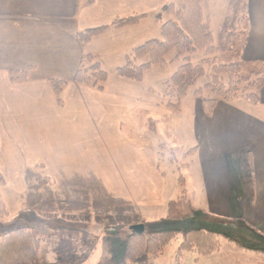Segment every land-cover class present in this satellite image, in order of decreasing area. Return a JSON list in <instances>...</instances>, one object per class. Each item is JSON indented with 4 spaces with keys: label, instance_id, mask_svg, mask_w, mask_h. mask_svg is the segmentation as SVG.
Listing matches in <instances>:
<instances>
[{
    "label": "crops",
    "instance_id": "0c3cea01",
    "mask_svg": "<svg viewBox=\"0 0 264 264\" xmlns=\"http://www.w3.org/2000/svg\"><path fill=\"white\" fill-rule=\"evenodd\" d=\"M173 1L0 0V176L6 208L18 213L32 207L28 199L35 197L41 206L35 211L46 216L103 218L102 225H90L87 240L96 235L93 243L57 235L44 239L39 264H97L103 229L114 224L110 211L133 210L137 222L131 226L161 218L159 212L181 196L264 232V87L258 103L220 101L207 116L195 92L188 91L175 112L168 102L147 103L74 81L88 54L102 64L110 52L109 62L120 67L152 38L138 30L148 13ZM243 3L249 29L243 58L264 62V0ZM134 14L146 17L109 28L88 43L79 40L83 30ZM107 34L114 41H103ZM16 72L25 78L13 80ZM174 162L184 168L179 166L178 183L169 185L167 164ZM164 252L147 264H174Z\"/></svg>",
    "mask_w": 264,
    "mask_h": 264
},
{
    "label": "trees",
    "instance_id": "16d2710c",
    "mask_svg": "<svg viewBox=\"0 0 264 264\" xmlns=\"http://www.w3.org/2000/svg\"><path fill=\"white\" fill-rule=\"evenodd\" d=\"M92 3L93 0H83ZM179 3L180 6H176ZM168 20L162 23L161 38L150 39L127 55L126 62L117 68L121 78L140 81L144 70L168 65L167 55L173 51L182 63L172 77L164 82V95L168 106L175 112L180 110L181 99L198 79L207 77L204 86L195 90L202 101L204 113L211 116L217 103L244 99L258 103L264 87V62L219 59L218 47L214 44L211 18L204 11L203 0H175L164 7ZM145 14H134L117 18L108 25L89 28L79 33L82 43L90 42L96 35L109 28L118 29L134 25L145 18ZM236 33L239 42L232 55L240 57L248 36V21ZM204 50L206 57L198 64L191 56ZM227 58V57H226ZM85 62H87L85 64ZM211 66V70L205 67ZM228 75L225 85L223 76ZM25 78V72H16L13 80ZM107 73L95 57L88 54L76 71V83L102 89ZM62 81L54 84L61 86ZM7 216L5 204L0 196V217ZM145 233L133 234L122 225H110L101 235L102 253L97 264H142L157 258L178 234L181 242L177 249L176 264H182L187 254L195 260L209 255L221 247V239L234 243L239 248L264 256V232L249 225L241 217L225 218L195 207L190 199L181 196L168 206V215L146 221ZM89 234L84 223L70 221L61 216L47 217L37 211L25 210L5 220L0 219V264H37L38 250L45 236L73 233Z\"/></svg>",
    "mask_w": 264,
    "mask_h": 264
},
{
    "label": "rangeland",
    "instance_id": "374dc122",
    "mask_svg": "<svg viewBox=\"0 0 264 264\" xmlns=\"http://www.w3.org/2000/svg\"><path fill=\"white\" fill-rule=\"evenodd\" d=\"M244 0H203V8L207 14L210 15L211 18V29L213 32V36H215L214 44L219 48L216 56L221 59H228L231 61H236V59H240L241 61H245L243 58L244 51L242 52V55L240 57H237V55H232V50L235 46L239 44L236 40V33L243 28V24L246 23L244 18V13H246V7L243 3ZM176 6H180L179 3H176ZM149 19L145 21L144 23H141L138 27V30L140 33H148V35L152 38L150 39H160L161 38V26L162 23L167 21L168 15L167 13L162 9H156L152 10L149 13ZM145 24V25H144ZM103 37V41H114L112 35H101ZM148 36V37H149ZM112 38V39H111ZM116 41V40H115ZM120 42L113 44L116 45ZM117 48V47H116ZM110 51V50H108ZM107 54V55H106ZM105 55L102 56V69L107 73L106 80L102 83L103 87L106 88L109 91L118 92L123 95H127L129 97H135L139 98L144 102L154 101V100H160L164 101L165 103L168 102V98L164 95V82L169 80L174 72L177 70V68L182 63V57L177 58V53L175 51L169 53L167 55V61L168 65L164 68L161 67H151L146 70H144L143 77L140 81L137 80H131V79H125L121 78L119 79V76L117 75V66L115 67L110 61V52H106ZM206 57L204 50H198L191 56V62L193 64H198L200 61H202ZM227 57V58H226ZM96 62L98 60L95 59ZM87 62H85L86 64ZM125 64L122 63L120 67H122ZM206 72L211 70V66L205 67ZM207 81V77H201L198 79L196 84L192 87H190V92H195V90L199 87L204 86V84ZM223 81L225 85L228 83V75L223 76ZM124 82V83H123ZM160 95V97H159ZM159 98V99H158ZM151 129V127H149ZM182 157V156H181ZM172 156L171 154H168L165 158V162L170 163ZM161 159V158H160ZM180 161V159H179ZM169 166V177L171 178V181L168 182V184H177L180 178L179 174V166L182 168V165L176 164L175 162ZM184 168V167H183ZM6 182L1 178L0 176V196L3 200V203L5 204L6 208V202L4 200L3 195L1 194L2 186ZM42 184V181L39 182V185ZM176 200V198H174ZM29 206L32 205V207L25 208L24 210L19 211L18 213H10L7 211V216L0 217L1 220L8 219L10 217L16 216L19 213L25 211V210H33L35 211L36 207L41 208L39 205L40 203L36 200L35 197H30L28 199ZM8 205V204H7ZM38 212V211H37ZM168 208L165 207V209L161 212H159L158 217H165L168 214ZM110 220L112 225H122L125 227L126 230L130 231L128 229V226L132 221L137 220L134 218L135 212L133 210H125V211H110ZM46 216L45 214H43ZM47 217H53L51 215ZM150 217V216H149ZM67 220H74V218L71 217H65ZM74 221L82 222L84 223V226L88 228V230L91 228L90 225H102L103 224V218L99 215H82L79 216V220L75 219ZM141 223V222H140ZM145 223V222H144ZM143 223V224H144ZM124 224V225H123ZM139 224V223H138ZM92 230V229H91ZM55 235V234H54ZM53 235L45 236L44 239L50 238ZM57 236H60L61 238L70 237L73 239H81L82 241L85 240L88 243H93V239L96 238V235H93L90 240H87L89 238L88 234H82V233H73L72 235H66V234H57ZM84 243L86 244V242ZM178 242H181V235H177L172 239V242L168 244L165 248L164 257L165 259L170 260V258L173 259L174 257V264L175 258H176V245ZM95 244V243H94ZM94 246V245H93ZM176 246V247H175ZM149 260V259H148ZM147 260V261H148ZM153 260V258H151ZM163 260V259H162ZM39 264V263H37ZM142 264H147V262H144ZM158 264V261H157ZM182 264H264V256H262L259 253L245 250L242 248H239L234 243L228 242L224 239H221V247L219 250L206 255L201 256L198 260L194 259V256L192 254H187L182 259Z\"/></svg>",
    "mask_w": 264,
    "mask_h": 264
},
{
    "label": "water",
    "instance_id": "95a60500",
    "mask_svg": "<svg viewBox=\"0 0 264 264\" xmlns=\"http://www.w3.org/2000/svg\"><path fill=\"white\" fill-rule=\"evenodd\" d=\"M128 229L133 233L137 235H142L145 233V225L143 223L134 224L128 227Z\"/></svg>",
    "mask_w": 264,
    "mask_h": 264
}]
</instances>
